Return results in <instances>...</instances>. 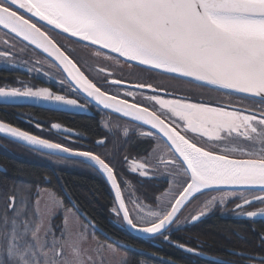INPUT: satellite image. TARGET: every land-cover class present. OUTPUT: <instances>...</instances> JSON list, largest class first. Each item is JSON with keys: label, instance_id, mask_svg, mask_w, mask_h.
I'll list each match as a JSON object with an SVG mask.
<instances>
[{"label": "snow or ice", "instance_id": "6c2138e0", "mask_svg": "<svg viewBox=\"0 0 264 264\" xmlns=\"http://www.w3.org/2000/svg\"><path fill=\"white\" fill-rule=\"evenodd\" d=\"M0 26L52 58L50 62L36 56L26 62L30 74L39 73L48 64L57 69L60 78L56 83L65 91L85 94L103 109L128 118L129 123L139 122L138 128L150 126L139 133L148 148L132 172L147 177L152 171L148 178L160 177L161 182L151 197H145L148 203L136 200L139 207L130 209L110 159L113 152L107 150L112 142L109 132L95 142L106 149L100 154L49 142L0 124V131L7 128L18 140L78 156L91 164L110 185L114 192L111 211L118 218L122 214L127 227L163 237L165 243L198 256L197 248L174 241L173 232L189 222L194 225L228 202L235 203L233 211L239 216H264V106L256 111L235 107L227 110L222 105L172 95L167 88L142 78L122 82L119 78L109 81L105 76L101 85L82 70L87 61L81 63L83 57L77 58L75 47L69 48L74 45L96 56L138 67L141 72L264 102V0H0ZM58 37H63L64 42ZM13 47L0 50V57H15ZM112 85L125 87L124 98L109 92ZM138 93L146 102L136 98ZM0 98L84 107L78 99H69L47 87L0 86ZM128 132L125 128L124 135ZM189 132L193 135L189 136ZM240 137L243 147L238 154L220 147ZM119 139L117 134L114 140ZM154 141L162 143L163 148L154 146ZM158 152L167 159L157 160ZM124 160L127 162V155ZM225 187L233 191L224 192ZM236 189L248 193L251 199L236 195ZM210 191L222 194L189 207ZM44 196L49 199L45 201ZM254 204L262 206L248 211ZM73 210L79 212L75 203L71 209L63 208L62 201L42 189L33 193L30 186L13 185L10 192L0 195V264H136L123 256L121 246H113L114 242L100 246L110 257L99 249L93 254L91 248H86L85 226L72 214ZM62 211L66 213L64 223L55 226L52 222ZM258 239V255L231 251L228 255L237 259L215 264H264V232L258 234Z\"/></svg>", "mask_w": 264, "mask_h": 264}, {"label": "flooded vegetation", "instance_id": "af4514ba", "mask_svg": "<svg viewBox=\"0 0 264 264\" xmlns=\"http://www.w3.org/2000/svg\"><path fill=\"white\" fill-rule=\"evenodd\" d=\"M21 12L25 16H28V14L25 12ZM58 39H60L62 43L64 42L63 37H58ZM5 41H7V43H5ZM9 45L14 46L12 51L16 52L17 55L13 58H10V60L0 57V86L23 88L25 85H27L33 89L47 87L50 89V91L65 95L69 99H78V103L83 104L84 107H73L72 110H77V112H65L29 105L0 103V121L9 124L7 123L8 117L6 115L11 114V116L19 122L31 125L38 137L52 141L54 143H60L73 149L91 150L94 153L100 154L104 153L106 149L96 146L95 142L102 138L104 132H109L110 140H112V142L109 144L107 150L113 152V156H111L110 159H112L113 164L115 165L117 182L121 187L122 197L125 200L126 207L130 209L133 207L138 208L139 206L136 204V200H140L142 203H148V200L145 199V197H151L153 195L154 189L157 188L161 182V178H148L152 176V171H149L147 177H141L138 172L133 173L132 169L142 162L143 153L145 149L148 148V144L139 137V133L141 131L149 130V127L144 125L142 128H138L136 127L138 122L129 123L127 118H120L117 114L104 110L98 105L93 104L82 93H72L65 91V89L61 88L56 83V81L60 78L57 69L54 67H49L48 64L43 65L39 73L34 72L30 74L26 70V62L32 60L36 56H39L41 59H45L50 62L52 59L43 54L41 50L35 48L34 45H29L28 42L23 41L22 38L15 37V34L10 33L8 29H4L2 26H0V50L7 49ZM73 47L76 49L77 58L83 57L81 63H83L84 60L87 61V64L82 70L85 71V74L93 82L99 83L101 85H103V77L105 76L108 77L109 81L119 78L122 82H135L137 79L142 78L167 88L172 95L187 96L190 97L193 102L204 101L205 103L213 106L222 105L225 106L227 110H231L233 107H235L244 110L251 109L256 111L259 107L264 106V102L251 97L224 95L209 88L177 87L179 82L170 79L167 76L158 75L156 73L141 72L140 68L138 67H129L127 64L118 63L116 60H109L104 56H96L91 51H85L77 46L69 45V48ZM22 49L23 51H21ZM101 68L104 69L103 72L100 71ZM44 72H48L49 74L45 76ZM109 73L112 75H109ZM160 80H164V82L167 84ZM124 91L125 87L123 85L120 87L112 85L109 88V92L118 93L119 98H124ZM136 98L141 100L142 103L146 102L139 93L137 94ZM162 98L169 99L171 96ZM2 100H4V98ZM129 102H131V100ZM245 114H247V112H245ZM78 117L92 118L95 122L96 135H93L94 132H87L86 130L78 127L76 123ZM54 124L66 129L68 134L54 130L52 127ZM103 125H108L109 127L104 128ZM125 128L129 129L127 136L124 135ZM117 134L120 137L119 141L114 140ZM188 135L192 136L193 134L189 132ZM203 139L206 140L207 138L205 137ZM153 144L158 148H163V144L159 141H154ZM258 146L259 145L257 144V147ZM220 147L231 149L238 154L240 149L243 147V138H235L228 142H224L220 144ZM246 150L247 149H245V151ZM164 151L166 152V149ZM125 155L128 157L127 162L124 160ZM161 158L167 159V156L164 153L158 152L156 159L159 160ZM148 167L151 168L150 165ZM99 175L105 181L104 177L100 173ZM164 186L167 187L166 184ZM223 191L231 192L233 190ZM235 192L236 195H248V198L251 199V195L243 192L240 189H236ZM221 194L222 193L216 191L207 192L204 195L199 196L198 200L193 201V204L189 207H195L200 201L210 200L212 196L218 197ZM111 198L114 200L112 195ZM228 200L232 201L233 197L229 196ZM237 202L242 203V201ZM261 206L262 205L254 204L251 207H248L247 210L256 211ZM234 208L235 203L233 202H228L226 207L223 208L217 206L211 213L206 215L202 220L198 221L194 225L203 222L207 218H220L224 220H230L232 223L243 221L247 223V226L250 230L254 229L257 233H261L260 229L257 227V224L259 222H264V218L251 219L246 218L245 216H239L233 211ZM187 211L188 210H186V213ZM114 215L116 216L115 213ZM118 219L119 222L116 223L122 224L121 216ZM188 226L191 227L193 224L189 222L187 225L181 226L179 229L180 231H174L171 238L175 241V236L181 235V242L186 243L190 247L197 248L200 252V248H202V239L184 232V228ZM147 239H149L152 246L155 247L157 246V241H163V237L160 236H154ZM259 245L260 243H257V246ZM229 251L231 252V250ZM252 254L258 255L259 253ZM234 259L237 258L230 257V260Z\"/></svg>", "mask_w": 264, "mask_h": 264}, {"label": "trees", "instance_id": "16d2710c", "mask_svg": "<svg viewBox=\"0 0 264 264\" xmlns=\"http://www.w3.org/2000/svg\"><path fill=\"white\" fill-rule=\"evenodd\" d=\"M6 116L9 125L37 136L31 125L19 122L11 114ZM76 123L78 127L96 135L92 118L78 117ZM0 141V165L4 169L0 171V195L10 192L13 185L30 186L33 193L37 188L52 192L65 206L72 208L75 203L80 212L119 243H114L113 246H121L120 253L136 264H215L217 261L230 260L233 256L228 255L229 250L259 253V233L250 230L243 221L232 223L220 218H207L197 225L184 228V232L202 239L200 253L212 258L189 254L162 240L157 241L156 247L152 246L149 239L135 236L122 224H117L119 219L111 211L113 200L108 186L92 165L83 160L39 151L1 137ZM62 220L63 216L59 215L52 223L61 226ZM257 227L260 232H264V222H259ZM91 230V237L97 242H111L99 232ZM181 238V235L175 236V240L180 242Z\"/></svg>", "mask_w": 264, "mask_h": 264}, {"label": "water", "instance_id": "95a60500", "mask_svg": "<svg viewBox=\"0 0 264 264\" xmlns=\"http://www.w3.org/2000/svg\"><path fill=\"white\" fill-rule=\"evenodd\" d=\"M24 12V10H21ZM26 13V12H25ZM28 14V13H26ZM29 15V14H28ZM35 19V18H34ZM40 50V49H39ZM42 51V50H41ZM47 56L46 53H43ZM50 58V57H49ZM52 59V58H50ZM83 94V93H82ZM85 96V94H83ZM86 97V96H85ZM3 98H0V103L1 104H13V105H29V106H35V107H41V108H46V109H50V110H57V111H65V112H77V110L73 111L71 106H67V105H63V104H56V103H50V102H46V101H43V100H32V99H24V98H14V99H11V98H4V100H2ZM88 100H90L93 104H96L97 103L90 99V98H87ZM255 99H258V98H255ZM99 106V105H98ZM103 109L102 106H99ZM105 110V109H104ZM109 112H111V110H107ZM113 113V112H112ZM128 119V118H127ZM139 123V122H138ZM0 124H5V125H8V126H11L9 124H6L4 122H1L0 121ZM146 127H149L150 126H147L145 125ZM11 127H14V126H11ZM16 128V127H14ZM18 129V128H17ZM54 130L58 131V132H61V133H64V134H68V131L66 129H63L61 128L60 126L57 125V127H53ZM20 130V129H19ZM23 131V130H21ZM155 131V130H153ZM26 132V131H25ZM28 133V132H27ZM31 134V133H29ZM31 135H34V134H31ZM0 136L1 137H4V138H7L9 140H12L14 142H17V143H20L24 146H27V147H30V148H33V149H36V150H39V151H43V152H46V153H50V154H53V155H57V156H60V157H65V158H73V159H79V160H83V158L81 157H78V156H74V155H70V154H66V153H62V152H58V151H50L48 149H45V148H42V147H39V146H33V145H30L28 144L27 142H24V141H21V140H18L12 136H9V135H6V134H3L0 132ZM36 136V135H35ZM38 137V136H37ZM38 138H41V137H38ZM43 139V138H41ZM49 141V140H48ZM49 142H52V141H49ZM54 143V142H53ZM84 161V160H83ZM88 163V162H87ZM91 165V164H90ZM3 167L0 165V171H3ZM103 176V175H102ZM104 177V176H103ZM105 179V177H104ZM106 181V180H105ZM107 183V182H106ZM108 187H109V190H110V193L114 199V192L112 191L110 185L107 183ZM223 190H233L232 188H228V187H225ZM78 214L80 215V217H82V219H84V221L95 231L99 232L101 235H103L104 237H106L107 240L111 241V242H114V243H117L119 244L115 239H113L112 237H110L109 235H107L103 230H101L100 228H98L84 213L82 212H78ZM85 217L87 219H85ZM246 217V216H245ZM247 218V217H246ZM254 218H264V216H256ZM254 218H251V219H254ZM121 219H122V214H121ZM122 224L124 226V228L131 234L135 235V236H138V237H142V238H151V237H154V236H148V235H144L140 232H137V231H134L133 229L127 227L123 221H122ZM200 253V252H199ZM198 256H203V257H206V258H212L211 256L209 255H205V254H202L200 253V255Z\"/></svg>", "mask_w": 264, "mask_h": 264}, {"label": "rangeland", "instance_id": "374dc122", "mask_svg": "<svg viewBox=\"0 0 264 264\" xmlns=\"http://www.w3.org/2000/svg\"><path fill=\"white\" fill-rule=\"evenodd\" d=\"M124 66V65H123ZM160 81H162L163 83H165L164 82V80H160ZM176 81H178L179 82V84L177 85V87H198L197 85H195V84H190V83H186V82H184V81H180V80H176ZM165 84H167V83H165ZM172 84V83H171ZM168 85H170V84H168ZM168 87V86H167ZM59 163H64V162H61V161H58ZM42 190H44L45 192H47V193H50V194H52V195H54L52 192H50V191H48V190H46V189H42ZM55 196V195H54ZM56 197V199L57 200H60V201H62L60 198H58L57 196H55ZM43 199L45 200V201H47L48 199H49V197L48 196H44L43 197ZM62 206H63V208H69V209H71V207H69V206H65L64 204H63V202H62ZM66 213H63V211L61 212V215L62 216H64ZM73 215H75V216H77L79 219H80V223L82 224V225H84L85 226V229H84V246L86 247V248H91L92 250H93V254H95V252H96V250L97 249H99L100 250V252H101V254L102 255H104L105 257H110V253H108L107 251H105V250H103L100 246L101 245H104V244H106L105 242H103V241H100V242H97L93 237H91V228L83 221V219L82 218H80V216L77 214V212L75 211V210H73V213H72ZM63 222H62V224L64 223V220H62ZM124 256V255H123Z\"/></svg>", "mask_w": 264, "mask_h": 264}, {"label": "bare ground", "instance_id": "6f19581e", "mask_svg": "<svg viewBox=\"0 0 264 264\" xmlns=\"http://www.w3.org/2000/svg\"><path fill=\"white\" fill-rule=\"evenodd\" d=\"M1 133H3V134H6V135H9V136H11L9 133H8V131H7V128H5V130L4 131H0Z\"/></svg>", "mask_w": 264, "mask_h": 264}]
</instances>
